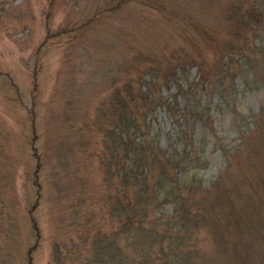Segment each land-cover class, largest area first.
I'll return each mask as SVG.
<instances>
[{"label":"rangeland","instance_id":"1","mask_svg":"<svg viewBox=\"0 0 264 264\" xmlns=\"http://www.w3.org/2000/svg\"><path fill=\"white\" fill-rule=\"evenodd\" d=\"M234 2L249 0H0V264L71 260L82 236L89 251L117 226L109 107L154 83L150 134L215 206L196 229L203 260L264 264V141L249 135L264 126V21L245 42ZM219 64L225 75L204 81Z\"/></svg>","mask_w":264,"mask_h":264},{"label":"trees","instance_id":"2","mask_svg":"<svg viewBox=\"0 0 264 264\" xmlns=\"http://www.w3.org/2000/svg\"><path fill=\"white\" fill-rule=\"evenodd\" d=\"M231 9L236 21L234 33L244 36L246 42L247 32L252 31L251 24L264 21V0H249L248 4L234 2ZM246 46L241 41L233 42V47L239 51ZM216 67L215 72L201 70L202 79L215 82L229 69L223 64ZM168 76L174 79L172 71ZM155 85L135 91L128 84L127 95L118 90L109 107L103 165L110 214L117 226L93 234L89 251L80 248L89 237L88 234L82 236L79 242L73 243L71 260L58 256L51 264L212 263L203 260L196 229L212 218L215 206H211L208 189L201 197H195V188L184 186L179 174L181 158L160 146L150 134L148 112L160 99ZM263 127L261 122L256 123L249 135H256L255 138L263 142ZM168 201L175 206L170 212H164L161 206ZM28 264H34L32 255Z\"/></svg>","mask_w":264,"mask_h":264}]
</instances>
